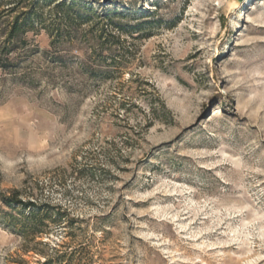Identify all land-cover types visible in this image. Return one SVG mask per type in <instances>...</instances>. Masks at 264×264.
<instances>
[{"label": "rangeland", "instance_id": "rangeland-1", "mask_svg": "<svg viewBox=\"0 0 264 264\" xmlns=\"http://www.w3.org/2000/svg\"><path fill=\"white\" fill-rule=\"evenodd\" d=\"M5 57L0 264H264V0H0Z\"/></svg>", "mask_w": 264, "mask_h": 264}, {"label": "trees", "instance_id": "trees-1", "mask_svg": "<svg viewBox=\"0 0 264 264\" xmlns=\"http://www.w3.org/2000/svg\"><path fill=\"white\" fill-rule=\"evenodd\" d=\"M61 7H67L69 10L76 9L77 4H70L68 5L67 2H62L59 3ZM94 12V11H92ZM122 17V16H119ZM100 21L108 20V15H99ZM80 17L77 18H72L68 17V21L71 23H77V25L81 24L80 22ZM112 23V20L110 21ZM109 22L108 25L103 26L100 30H98V39L99 40H106L109 41V39H113L114 43H120L121 38L117 37L110 31H108L109 26L111 27L112 24ZM21 26L19 24V21L17 20L15 23H13L11 27V34L15 36ZM119 31H122V29H119ZM9 45V44H8ZM5 49L7 48V46ZM0 69L3 71H11L13 69V61L9 57L5 58H0ZM159 110L161 112L166 113V105L163 101H159ZM156 110L153 112V119L155 120L157 117L156 115ZM2 202L9 208L13 209V211L17 212L18 215L21 216L20 220V231L22 232L24 239L29 240V239H37L39 235H42L43 232L41 231V227L44 224V221L47 218V213L44 211L43 206L46 205H40L38 204V201L36 200H24L21 198V192L20 191H15L12 193L11 196H3ZM47 264V262H46Z\"/></svg>", "mask_w": 264, "mask_h": 264}, {"label": "water", "instance_id": "water-1", "mask_svg": "<svg viewBox=\"0 0 264 264\" xmlns=\"http://www.w3.org/2000/svg\"><path fill=\"white\" fill-rule=\"evenodd\" d=\"M113 1H115V0H103V4L104 5H107V4H110L111 2H113ZM237 2H239V3H242V2H244L245 0H236Z\"/></svg>", "mask_w": 264, "mask_h": 264}]
</instances>
